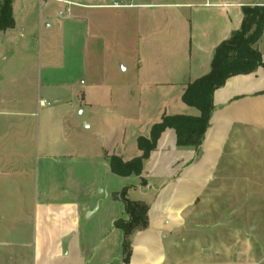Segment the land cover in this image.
Returning <instances> with one entry per match:
<instances>
[{
  "label": "crops",
  "instance_id": "1",
  "mask_svg": "<svg viewBox=\"0 0 264 264\" xmlns=\"http://www.w3.org/2000/svg\"><path fill=\"white\" fill-rule=\"evenodd\" d=\"M186 6L211 12L207 24L215 29L206 47L189 52L186 82L179 86L154 79L140 82L135 91L126 85L118 94L103 96L96 85L85 91L80 75L48 80L36 95L28 93L32 77L28 80L27 73L36 63L29 49L19 50L27 31L18 26L13 7L15 26L0 31V264H166L165 240L186 229L188 214L205 204L215 184L220 194L226 184L236 183L228 169L240 165L248 144L263 146L264 32L256 46L263 66L229 78L214 92L199 148L179 147L176 131L167 128L140 176L112 172L114 156L124 162L142 156L138 139L149 137L164 117L200 116L182 101L188 84L211 71L216 49L242 27L244 8L264 7V0ZM18 8L27 14L22 3ZM133 94L139 95L137 101ZM102 98L116 107L110 114L101 113ZM155 99L161 103L157 110ZM84 106L90 108L88 119L77 118ZM124 190L130 201L149 206V226L132 237L129 262L123 231L116 227L128 219L120 199Z\"/></svg>",
  "mask_w": 264,
  "mask_h": 264
},
{
  "label": "rangeland",
  "instance_id": "2",
  "mask_svg": "<svg viewBox=\"0 0 264 264\" xmlns=\"http://www.w3.org/2000/svg\"><path fill=\"white\" fill-rule=\"evenodd\" d=\"M204 1H14L18 26L27 31V38L18 41L19 50L29 49L36 63L33 72L27 68L34 85L28 81L33 89L26 90L36 95L48 80L79 75L83 89L96 85L100 96L118 94L126 85L135 91L140 82L154 79L184 84L189 52L206 47V38L215 36L214 25L207 24L211 12L186 6ZM21 3L26 15L19 11ZM138 96L133 94V100ZM152 105L157 110L161 103L155 99ZM110 106L104 99L101 113L116 108ZM83 109L85 113L79 109L75 116L88 119L90 108ZM238 160L239 166L228 169L236 183L226 184L220 194L215 184L205 204L188 214L186 229L165 240L166 264H246L264 254V144H248Z\"/></svg>",
  "mask_w": 264,
  "mask_h": 264
},
{
  "label": "trees",
  "instance_id": "3",
  "mask_svg": "<svg viewBox=\"0 0 264 264\" xmlns=\"http://www.w3.org/2000/svg\"><path fill=\"white\" fill-rule=\"evenodd\" d=\"M14 1L4 0L0 7V31H6L15 26L13 18ZM263 32L264 7H245L242 27L216 49L211 71L189 83L182 96L184 104L197 109L200 116L164 117L160 123L152 127L149 137L138 139L142 156L129 162H124L119 156H114L110 159L112 172L121 177L140 176L144 169V162L156 148L159 137L167 128L176 131L179 147L199 148L213 112L214 92L223 87L229 78L251 74L263 66L262 55L256 47ZM126 193L127 191L124 190L120 194V199L124 203L128 219L117 221L116 227L123 231L124 260L129 262L132 254V237L149 226V206L143 202L130 201L126 197Z\"/></svg>",
  "mask_w": 264,
  "mask_h": 264
},
{
  "label": "built area",
  "instance_id": "4",
  "mask_svg": "<svg viewBox=\"0 0 264 264\" xmlns=\"http://www.w3.org/2000/svg\"><path fill=\"white\" fill-rule=\"evenodd\" d=\"M40 1H44V0H40ZM68 6H71V4L69 3ZM67 13L68 14L70 13V8L67 9ZM61 15L63 14L61 13ZM41 104L43 106L48 105L46 102H41ZM246 264H264V254L258 258L253 259L251 262Z\"/></svg>",
  "mask_w": 264,
  "mask_h": 264
}]
</instances>
